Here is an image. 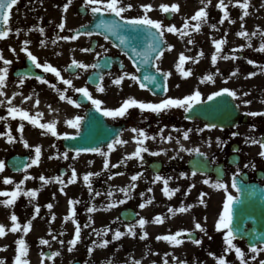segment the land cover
<instances>
[{
	"label": "rangeland",
	"instance_id": "1",
	"mask_svg": "<svg viewBox=\"0 0 264 264\" xmlns=\"http://www.w3.org/2000/svg\"><path fill=\"white\" fill-rule=\"evenodd\" d=\"M66 3H68V0H19L12 10L9 24L13 31L9 37L0 40V50H2L4 57L11 60L14 65L15 61L24 53L21 50L24 47L23 42L29 40V50L40 61L51 63L59 70L63 69L73 58L89 64V60L94 55L81 51V46L75 47L66 40L60 39V37L71 35L67 31L61 30L59 24L63 22L66 27L78 24L80 21L79 18H76V15H78L77 8L79 5H84V0H71L68 11L64 12V5ZM129 3L133 5V8L124 13L127 18L142 16L144 10L141 5L151 4L153 9L148 15L152 19L162 21L164 26L174 24L177 28H183L186 19L189 20L190 25L196 23V21L190 20L193 16L190 10L194 3H199L201 7H205V4H202L201 0H123L124 5ZM174 3L180 5V10L173 13V17L168 20L160 5H172ZM218 4L219 0L207 4L208 19L207 23L202 25L200 32H195L189 28L187 30L189 35L182 38L178 34L165 31L164 36L167 43L173 47L170 51L167 49L164 52V56L157 63L162 70L172 73L169 77L168 96L182 98L199 89L203 98H205L214 91L225 87L231 90H233V86L238 88L244 79L256 81L259 83L257 89L264 92V75L259 73L261 70H264V52H256L253 47V41L249 40L248 37H242L238 43H234L232 40V34L236 31L243 30L249 32L252 29L255 18L249 20L248 16H246L241 20L240 17L243 15L244 10L240 7L238 9H229L228 7L229 19L225 20L224 24H220L219 21L223 18L224 13L217 7ZM37 17H40L38 18L39 20L42 19L43 25L51 24V28L54 30L51 29L52 32L46 36H39L28 29L32 18L35 21ZM25 23L26 25H24ZM212 24L216 25L215 29L210 27ZM16 30H19L18 35ZM212 36H214L215 40L226 39L227 42L222 45L221 52L227 55L221 53L222 56L237 58H223L220 62L217 61L213 65L211 62V52L212 49H215V45L209 42ZM190 39L193 43H188ZM42 40L45 41L43 46L40 43ZM53 41H56V43H53ZM249 43L251 46H249ZM184 45H186L185 48ZM228 47L232 49L231 53L224 51ZM12 49H15V52ZM201 51H203L204 55L199 57L198 62L189 60L183 66L185 70L190 68L193 74L187 78L182 77L176 68L180 54L183 53L188 57L195 58L199 56ZM249 60L256 63L250 64L248 63ZM2 64L3 61H0V67H2ZM236 69H239L241 72L233 76L232 72ZM89 70L84 71L79 69L75 75H70V79L77 85L80 78L89 72ZM251 72H256L257 75L249 77V73ZM49 74L54 76L52 73ZM209 74L213 75L215 82L202 83L201 78ZM224 80H228L227 83ZM229 85L231 87H228ZM4 91L7 92V90ZM4 91V95H0V101H4L3 104H0V117H7V119L0 120V133H6L10 126L12 135L16 137V141L9 144L6 136H0V160H4L6 164V158L13 153H29L34 158L35 147L40 146L42 150L39 165H33L27 170V173L14 174L7 167L3 173H0V191H12L15 189V185L22 180L24 183L21 185V188L24 191L38 190V195L35 198L21 194L12 207H5L0 204V224H4L6 228L12 226L10 216L13 212L18 216L21 225L27 224L29 220L32 221L34 215L36 217L39 216L38 218L44 221L42 227L32 226L27 235H24L22 231L18 232L19 235L15 239V241L20 238L25 239L28 245L27 259L30 264H41L42 259L43 264H69L73 261H80L82 264H109V261H111V264H135L136 261H139L140 264H165V260H167V264H218V258L221 256L225 257L227 264H241L234 249L228 252L225 251L226 245L223 241V233L218 232L215 228L219 214L223 209L225 193L222 190H216L204 184L203 180L206 178L200 176L161 175L165 178H171L169 179L170 188H179V191L174 196L168 198L162 191L163 182L154 183L156 175L148 172L145 167V171L141 172L140 168L136 167L139 165L136 158L121 163L125 156L132 153L129 152L130 147L124 144L116 145L115 150L107 158L110 161L107 169L104 168L105 157L98 153L81 154L78 158L75 157V154L68 153L69 158L65 160L62 154L66 151L61 148L59 138L51 136L48 133L45 134L46 130L40 129L38 126L34 127L28 121H23L25 124L23 135L31 147L25 148L23 142L20 140V133L18 131L19 123H21L19 117L13 119L8 115V101L12 99V96L8 95V93L5 94ZM16 96L14 95V97ZM2 97L5 98L2 99ZM38 100L39 104L36 103L37 100L34 104V106L40 108L38 112L37 108L33 107L32 102L23 101L17 107L27 110L33 116H36L38 113L42 114V117H39L41 123L51 122L52 118L48 114V110L43 107L46 103L44 102L43 106L41 105L42 100H44L43 97H41V100ZM79 110L77 107H71L72 118L80 112ZM75 132L76 129L64 126L58 133ZM104 150L107 151V148ZM112 165H117V167H113ZM63 167L66 168V173L60 175V170ZM73 168L76 170L77 177L75 183H70ZM89 172L99 173V175L90 177L91 191L83 180L84 175ZM138 173H142V175L137 181L133 182L131 177ZM26 174L30 177L27 180L24 179ZM41 175L45 176L50 182L41 181L39 179ZM4 177L12 178L14 183L4 184ZM54 177L62 178L63 185L52 179ZM77 183L83 185L87 197L82 199L78 206H74L76 208V220L81 225V239L75 248L69 251V248L66 250L62 249L56 241L54 234L58 233L59 219L55 216V220H52L53 211L52 209H48L47 205L51 203L50 191L53 188L63 186L65 189ZM133 184L134 187L130 190L131 199H127L120 189ZM193 184L195 187L191 188L189 192L188 190ZM149 189H152V191H148ZM109 191L113 193L112 196L108 195ZM229 191L232 192L230 188ZM97 192L101 193V195L96 196L95 193ZM202 192L208 193L204 197L206 206L199 203V197ZM118 195L121 198L120 200H126V202L123 204L116 202L115 197ZM4 199L7 198L0 196V200ZM148 199H152L153 202L141 209L139 205ZM94 200L98 201V207L102 205L107 222L114 226L116 230L119 229L122 232H127V225H136L137 236L125 235L121 239L116 240L112 249L107 247L101 250L96 244L94 245V232L85 231V223L79 216L84 211L86 205ZM110 204H115L116 206L108 209V205ZM37 205L40 208L38 215L35 213ZM182 205L185 207L194 205V207L186 213L176 212L173 214L169 211L170 208L179 209ZM126 206L137 208L140 218L143 217L149 221L144 229L139 227L138 222L125 224L116 219L119 217L120 210ZM157 215L164 218L162 224L153 222ZM197 221L206 228V234L195 229V222ZM71 229L75 234V224H73ZM145 230L149 235L146 239H141L140 237ZM180 230L196 232L198 234L197 239L202 240V243L196 245L193 241L186 239L185 235L180 237L184 240V243L179 246H174L167 241L157 239L158 236L175 234ZM41 239L49 240V245L41 244ZM15 241L13 239L6 240L5 236L0 237V249H4L0 251V259H3L5 264H14V258L17 254L16 249L18 248ZM234 243L244 251L247 264H260L264 260V251L254 254L244 242L235 240ZM89 248H94L91 255H89ZM258 248L264 249V247ZM45 251H50L51 253L59 251L60 255L55 257L54 260L46 259L42 257V253H45ZM6 252L10 253V257L4 256ZM210 253H214L215 255H210ZM254 255L255 259H253ZM129 257L135 260L127 261Z\"/></svg>",
	"mask_w": 264,
	"mask_h": 264
},
{
	"label": "snow or ice",
	"instance_id": "2",
	"mask_svg": "<svg viewBox=\"0 0 264 264\" xmlns=\"http://www.w3.org/2000/svg\"><path fill=\"white\" fill-rule=\"evenodd\" d=\"M19 0H0V39H6L9 37L10 33L13 31L11 27L9 26L10 24V19L12 16V10L14 6L18 4ZM231 2V0H229ZM202 4H205V7H201L198 11L195 12V14L190 18L191 21H196L195 24L189 23V20L186 19L183 25V28H177L176 25H170V26H164L163 22L160 20H155L152 19L148 13L153 9V6L151 4L147 5H141V7L144 10V14L139 17H133V18H127L124 13L127 11L131 10L133 8L132 4H123V0H84V7L89 8L91 10L92 15L95 17L99 15L101 19L99 20V23L95 25V29L97 30L98 34H104V39H108V35L105 33H110L112 35H116L120 41V44L122 45H127L128 44V36L122 35L123 31H128V32H135L137 35L141 34H146L144 35V39L147 42L146 47H144L142 50L138 49L137 47H133L132 51L135 53L134 56H130L129 59L132 60V63L134 65H149L152 64L153 59L155 61H159L163 56H164V46L166 45V41L164 39V34L165 31L169 33H174L180 35L182 38L184 36H188L189 32L187 31L189 28H191L195 32H200L202 25L204 23H207L208 19V12L206 11L207 4L211 3V0H207V3H205V0H201ZM71 4V0H68V3L64 5V12L68 11V8ZM236 6L240 7L243 9V15L240 17L241 20L244 19V17L249 15L248 9L250 7L249 0H235ZM218 8H220L223 11V18L219 21L220 24H224L225 20L229 19V12H228V5L225 4V0H219V4L217 5ZM160 8L163 12L165 13H175L179 12L180 10V5L179 4H162L160 5ZM105 14H112L118 19H103ZM234 23V21H232ZM213 29L216 28L215 24L210 25ZM243 27V25H242ZM59 28L61 30H64L65 28V23H60ZM102 30V31H101ZM39 32L43 33L44 29L39 28ZM17 35L19 34V30H16ZM93 31H80L77 30L75 35L72 36H63L60 37V39L63 40H76L80 35H87L88 37H91L93 35ZM237 35L241 37H249V33L246 31H240L237 33ZM252 36L257 35L256 32H253L251 34ZM260 35L264 37V32H261ZM226 39H221V40H214L213 43L215 45L216 52L212 55L211 57V62L213 65L217 63V59L220 56V53L222 51V45L226 43ZM41 46L44 45L45 41H41ZM53 43H56V41H53ZM188 43H193V41L190 39ZM24 47L21 49L23 52L27 54L28 59L32 62V64L39 69H43L45 73H52L54 76L61 81L64 85H67L69 87L73 86V81L71 79H65L64 76L61 74V71L57 68L54 67L51 63L44 62L41 63L37 56L34 55L28 48V44H30L29 40H25L23 42ZM167 49L170 51L172 49V45L167 44ZM249 46L251 44L249 43ZM260 52H264V42L261 43L260 47L257 49ZM13 52H15V49H12ZM83 52H91L94 51L93 48L88 47V48H83L81 49ZM127 54V53H126ZM100 54L97 53V56ZM204 55L203 51L199 53L198 57H188L184 55L183 53L180 54L178 63L176 64L177 70L180 72L182 77L187 78L190 77L193 73L192 70L189 68L187 70L184 69V64L189 61L193 60V62H198L199 57H202ZM224 59H229V58H237V57H228L225 56L223 57ZM0 61H3L4 67L0 68V95H4L2 89L4 88L7 78H8V73H9V65L12 64L11 60H8L4 57L2 50H0ZM105 63H109V61H105ZM248 63L250 64H255V61L249 60ZM101 65L99 63H93V64H87L83 63L79 60H76L75 58L72 59L71 64L68 65L69 69L75 68V69H82L84 71H87L88 69H98L100 68ZM155 72L156 73H161L163 76V83H161L160 80H158L156 75H153L151 73L145 74L142 78L136 74L133 73H128L124 72L123 75L115 78L113 83L117 86L122 85L124 79L127 77L131 79L132 81H136L139 83V87L141 89L148 88L149 84H152L155 88H161L163 92L167 93L168 91V78L172 75L171 72H163L162 69L160 68L159 64L157 63L155 65ZM239 72V69H236L234 72H232V75L235 76ZM257 75L256 72H251L249 73V77ZM36 79L42 83V84H48L49 87L55 89L59 93V99L61 101H67L69 104L74 105L76 107H80V104L77 102V100L72 99L70 96L66 95L68 89H60L57 87L56 84L51 83L47 79H45L43 76H37ZM99 79L102 81L104 79L103 74L100 75ZM202 83H207V82H215L213 75L209 74L201 78ZM20 85H23L24 79L21 78L19 81ZM74 91L76 93H80L84 98H86L88 101L91 102V104L94 106L95 110L97 112L102 113L103 116L105 117H111L113 119L116 118H122L125 117L126 115L129 114V110L136 108L139 109L141 113L147 111L154 113L156 115H160L162 113H166L168 111H171L172 109H183L185 113H190L193 111L194 107L196 105L204 103V99L202 96V93L199 89H196L192 94L185 95L182 98L179 97H171V96H166L165 98L161 99L158 103L157 102H146L143 100L136 99L135 97H129L127 99H124L122 104L119 107L116 108H108V107H102L103 101L100 99H96L93 97L92 93L89 91V88L87 86L85 87H76L74 88ZM97 91L99 92H104L105 87L100 84L97 86ZM149 91H152V89H149ZM155 95L156 93L153 92ZM249 93H244V95H248ZM224 95L230 96L233 99L238 98V93L235 90H231L227 87L222 88L219 91H215L211 93L210 95L207 96V101H214L216 100L217 97H222ZM26 100L31 99V96L25 97ZM264 103V101H261ZM4 101H0V104H3ZM9 105H11V100L8 101ZM39 104V100L36 102ZM244 104H251L252 102L250 100H245L243 101ZM239 105H237L238 107ZM250 116H264V112L261 111H254V112H249L247 113ZM8 115L11 116L13 119H16L19 117L21 123H19L18 126V131L20 133V140L23 142V145L25 148H30L31 145L29 142L24 138V129H25V124L23 121H28L30 122L34 127H39L40 129L46 130L45 134L50 133L52 136H55L57 138H61V136L64 139H75L76 136H71L68 133H63L60 134L57 132V121H51L48 123H41L40 118L42 117V114L38 113L36 116L31 115L27 110L15 106H10L8 108ZM191 119V117H188ZM7 117H0V120H5ZM83 117L81 116H75L72 119L66 120V124L74 129L79 130L81 127ZM216 124H206L205 128H216ZM255 126H253L254 128ZM204 129H198L197 131H203ZM133 132L138 133L137 137H134L137 147L133 153L130 155L125 156L124 160L121 161V163H125L129 159L137 158L140 161L144 160L143 153H150L151 155H160L161 152L166 151V150H161V151H156V152H150V149L146 146V141L148 139H155V137H149V135L146 133L145 130L143 129H137L133 128ZM161 130V139L166 140L168 142H171L173 140V137L171 135H168L167 137H164L162 135ZM176 131H179V129H176ZM184 131L183 133V138L188 139L189 138V132ZM76 135H80L79 131H77ZM233 135H238V133H233ZM0 136H6L7 137V142L9 144L14 143L16 141V137L12 135L11 132V127L9 126L8 131L6 133H0ZM218 142H219V138ZM251 144H258L261 148V151L259 152V156L264 158V138L262 139H254V138H249ZM128 141L123 140L119 138V135L117 138L112 140V142L107 144V151L100 147H79L76 148L75 151V157L78 158L81 153H98L99 155L105 157V162H104V168L107 169L109 167L110 161L107 159L110 156V153L115 150L116 145H123L126 144ZM246 143L249 141L246 140ZM177 143L179 144L180 141L177 139ZM209 146H211V141L209 140ZM180 149L182 151H188V152H195L198 155H205L204 153L200 152L199 148L195 149H187L184 147L183 144H180ZM35 156L34 158L30 159L29 163L24 164L23 166V171L27 173V170L31 168L33 165H39L40 160H41V155H42V150L40 146L35 147ZM63 159L67 160L68 157V152H64L62 154ZM52 158V157H50ZM113 167H117V165H112ZM255 167L254 164L248 165L246 164L245 167ZM6 164L4 160H0V173H3L5 171ZM17 171H20L21 169L17 166L16 169ZM93 175H99V173H92L89 172L84 175L83 180L84 183L89 186V190L91 191V180L90 177ZM142 173H138L136 175H133L131 177V180L133 182L137 181ZM187 174L181 173V176H186ZM196 172H192V176H195ZM241 175L239 170L233 174L232 180H231V188L235 189L236 192H244L245 187L242 182L238 180V177ZM76 177L77 173L75 168L72 169V175H71V180L69 181L70 183H75L76 182ZM30 177L26 174L25 175V180L29 179ZM41 181L50 182L49 180L46 179L45 176L41 175L39 177ZM56 181H58L61 185H63V180L60 177H54L52 178ZM169 179L171 178H165L159 174H157L154 178V183L155 182H163V193L165 196L168 198H171L176 194V192L179 191V188H170L169 187ZM3 183L8 185V184H13L14 181L10 177H4ZM24 183V181H20V183H17L15 185V189L12 191H0V196L6 197L7 199L0 200V204L4 205L5 207H12L15 205L17 199L21 196V194L26 195L30 198H35L38 195V190H28L24 191L21 188V185ZM203 183L206 185H209L211 188L216 189V190H222L225 193V199L223 201V209L219 214L218 220L216 222L215 228L218 232L223 233V241L224 244L226 245L225 251H231L235 250V254L240 260L241 264H247L246 258H245V253L244 251L238 247L234 241L237 239V229L234 226V218L236 215V205L242 203V198L240 196L233 195L232 192L229 191V185L224 182L222 179L217 178L215 181H212L211 178H206L203 180ZM134 187L133 185H129L126 188H121L120 191L125 194V197L127 199H131L130 196V190ZM195 187V185H191L189 188V192L191 191V188ZM61 192H64L63 186L60 188ZM148 191H152V189H149ZM96 196H100L101 193L97 192L95 193ZM109 196H112L113 193L109 191L108 193ZM143 195V194H142ZM208 193H201L199 197V203L205 204V199L204 197L207 196ZM126 200H120L118 203L123 204L125 203ZM153 202L152 199L146 200L144 203H141L139 207L141 209L145 208L149 204ZM78 201L76 200H70L69 204L72 205L73 207L70 208L69 214L65 217V221L71 220L75 224V235L72 240H70L68 243L70 244L69 251H72L77 243L81 239V225L78 220H76V208L74 207ZM116 206L115 204H110L108 205V209L111 207ZM48 209H52L53 205L49 203L47 205ZM194 205H188V206H181L179 209H172L170 208L169 211L175 214L176 212L180 213H186L188 212ZM105 209V210H108ZM98 209L93 205L92 207H89L87 211L89 213H93L97 211ZM40 212V208L37 205L35 208V213L38 215ZM36 216L34 215L32 219L34 220ZM92 217L89 216V220L91 221ZM119 220V217L116 218ZM206 219V218H205ZM10 220L12 221V226L10 228H6L4 224H0V237H4L8 231L12 233H17V232H23L24 235H27L28 232L32 228V221L29 220L27 224L21 225L19 223V218L13 212L10 216ZM52 220H55V215L53 214ZM154 223L157 224H162L164 222V218L160 215H157L154 218ZM149 223V221L146 218L141 217L138 221V225L141 229H144L145 226ZM90 224L84 225V227H89ZM127 232H122L119 229L115 230L114 235H113V240H119L125 235H131L132 237L137 236V232L135 230L136 225H127ZM195 229L199 230L200 232H204L206 234L207 230L206 228L200 223V222H195ZM95 233L97 236H100L103 234L106 236L109 231H111L110 228H104L101 230H95ZM187 234L189 237H191V232L188 230H180L177 231L175 234H170V235H162L158 236V240H164L167 241L169 244L174 245V246H179L184 243V240L181 239L183 235ZM149 233L145 230L143 231L142 236L140 237L141 239H146L148 237ZM55 239V237H53ZM196 245H200L202 243V240L200 239H195L193 241ZM15 243L18 245V248L16 249L17 254L14 258V264H30L29 260L27 259L28 256V245L25 241V239L20 238L15 241ZM40 243L43 245H49V240L47 239H41ZM61 244L64 243V241H60ZM110 241L108 239H103L102 243H100L99 247L101 248H106L109 245ZM93 244L95 245L96 242L93 241ZM4 249H0L2 251ZM89 255L94 251V248H89ZM250 251L254 254H258L260 251H264V249L258 248L255 244L251 245ZM60 252H52L50 255L46 253H42V257L46 259H52L54 260L55 257L59 256ZM210 255H215L214 253H210ZM253 259H255V255L253 256ZM0 264H5V261L3 259H0ZM41 264H43V259L41 261ZM109 264H111V261H109ZM135 264H140L139 261H136ZM165 264H167V260H165ZM218 264H227V260L225 257L221 256L218 258ZM260 264H264V261H261Z\"/></svg>",
	"mask_w": 264,
	"mask_h": 264
},
{
	"label": "flooded vegetation",
	"instance_id": "3",
	"mask_svg": "<svg viewBox=\"0 0 264 264\" xmlns=\"http://www.w3.org/2000/svg\"><path fill=\"white\" fill-rule=\"evenodd\" d=\"M79 18V23L72 26L76 31L79 27L83 25L90 24L92 21L91 10H84L83 15L76 16ZM37 19L31 24L32 30H38L39 28H44L38 26L36 23ZM75 23V22H74ZM70 27V28H72ZM66 28V27H65ZM82 40H78L77 44H81V47L88 48L91 47L94 51L90 53H95L94 61H97L103 56H114L113 66L107 73H103L104 79L101 81L105 87L104 92H96L97 99L102 100L104 103L102 107L116 108L119 107L124 99L129 97H135L136 99L143 100L146 102H159L163 98H158L150 93L146 89H141L139 83L132 81L129 78H125L122 85L117 86L113 83L115 78L123 75L124 72L133 73L138 75L136 68L134 67L132 61L116 49L112 43L108 40H105L101 36L88 37L87 35L81 36ZM97 53L100 55L97 56ZM9 60V59H8ZM28 62H32L28 59L27 54L20 56L18 60L15 61V64L9 65V73L4 86V90H7L5 94L12 96L11 104L14 100L20 99L19 103L33 102L37 97H43L44 101L47 104L48 109L52 112L53 118L57 121V127L59 128L58 132L66 126V120L72 119L71 107L74 105L69 104L66 100L61 101L59 99V93L49 87L48 84L40 83L36 77H27V76H16L15 71L19 68H26ZM4 67V64L1 65ZM0 67V68H2ZM38 72H41V76L45 79L57 85L60 89L67 88L68 91L66 95L70 96L74 100H79L80 93H76L74 88L76 87H85L89 89H97V86H91L88 83L87 74L84 79H80L78 84H74L72 87L64 85L54 76L45 73L43 69L36 68ZM65 79H70V76L67 73H61ZM24 79L23 85H20V79ZM228 80H224L227 83ZM99 84V85H100ZM254 80H242L241 85L237 88L232 87L238 93V98L234 99L236 106L239 105V117L236 120L234 126H217L216 128H205L207 123L199 120H188L185 117V111L183 109H172L166 113L156 115L151 112L141 113L139 109L133 108L129 110V114L122 118L113 119L111 117H106L107 120L112 125L120 126L121 133L119 138L128 141L126 146L130 147L129 152H134L137 144L134 137L138 136V133L133 132V128L143 129L149 135V137H155V139H148L146 141V146L150 149V152H156L161 150H166L161 152L160 155H151L150 153H143L144 160L139 162L137 168H140L141 172H144L147 169L150 172L149 165L153 161H160L161 171L158 174H168L170 176H181V173L187 174L186 177H206L211 178L212 181H215L218 177H223V181L229 185L231 188V180L234 173L238 170L241 175L238 177V180L244 185L250 183H256L258 185L264 186V158L259 156L261 148L258 144H251L249 138L262 139L264 137V116H250L247 113L254 111L264 112V92L258 90V85ZM228 87H231L230 85ZM12 90V91H11ZM96 91V90H95ZM244 93H249L244 95ZM17 95L14 97V95ZM31 96V99L26 100L25 97ZM250 100L251 104H244L243 101ZM79 103V102H78ZM92 104L88 106L77 107L80 109L78 116L85 117L87 109ZM76 108V107H75ZM76 115V116H77ZM75 117V116H74ZM253 126H255L253 128ZM179 129V131H176ZM198 129H204L202 132L197 131ZM161 130L162 135L167 137L171 135L173 140L168 142L161 139ZM189 132V138L184 139V131ZM233 133H238V135H233ZM69 134V133H68ZM219 138V142L218 139ZM179 139L180 143H177ZM209 140L211 141V146H209ZM249 142L246 143L245 141ZM180 144H183L187 149L199 148L200 152L205 154L208 162V168L210 171L206 174H196L192 176V171L188 167L189 160L196 154L195 152L182 151L180 149ZM135 160V159H134ZM254 164L255 167H245V165ZM139 171V169H138ZM234 193L236 192L235 189Z\"/></svg>",
	"mask_w": 264,
	"mask_h": 264
},
{
	"label": "water",
	"instance_id": "4",
	"mask_svg": "<svg viewBox=\"0 0 264 264\" xmlns=\"http://www.w3.org/2000/svg\"><path fill=\"white\" fill-rule=\"evenodd\" d=\"M168 18L171 17V13L167 14ZM103 19H118L114 15L105 14ZM101 17L99 15L95 16V20L91 26L88 28H83L82 31H93L97 33L95 25L99 23ZM102 31V30H101ZM108 38L123 52L127 55L134 56L135 53L132 51L133 47L138 49H143L146 47L147 42L144 39V35H137L135 32L123 31L122 35L128 36V44L122 45L116 35L110 33H105ZM104 35V34H102ZM166 46V45H165ZM164 46V49H165ZM139 70V76L142 78L145 74L151 73L156 75L158 80L163 83V76L161 73L155 72V59H153L152 64L149 65H136ZM148 89H152L158 95H164L165 92L161 88H155L152 84L148 85ZM226 105V109L222 105ZM193 115L199 114L200 117L207 121L217 120L226 121L232 119L236 116V110L233 105L223 98L217 97L214 101H209L203 106H198L193 109ZM219 120V121H218ZM118 133V129L109 126L103 116L92 109L89 111L87 118L83 122V130L80 135L76 136L75 139H66L65 145L73 150L79 147H102L103 145L109 143L113 137ZM200 159H195L193 161L194 165L200 163ZM28 163L27 156H14L8 161V166L14 172H20L23 170L24 164ZM21 170H15L16 167ZM239 196L242 198V203L236 205V215L234 218V226L237 229L238 235L237 239H245L249 247L255 244H264V188L258 187L256 185L245 186V191L240 192ZM136 214L131 210H125L122 213V217L125 220L134 219ZM196 235L192 234L191 239H195ZM73 264H80L75 262Z\"/></svg>",
	"mask_w": 264,
	"mask_h": 264
},
{
	"label": "bare ground",
	"instance_id": "5",
	"mask_svg": "<svg viewBox=\"0 0 264 264\" xmlns=\"http://www.w3.org/2000/svg\"><path fill=\"white\" fill-rule=\"evenodd\" d=\"M214 1H216V0H211V3ZM205 2L207 3V0H205ZM241 2H243V0H241ZM225 3L228 5L229 9H238L239 8L238 6H236L235 0H231V2H229V0H225ZM249 3H250V7H249V11H248L249 15L247 18L249 20H252L253 18H255V21L253 22L252 29L249 32H247V33H249L248 39L253 40L254 49L257 50L260 47L261 43L264 42V37H262L260 35L261 32H264V0H249ZM200 7H201V5L199 3H194L191 10H190L191 13H193L192 15H194L195 12L200 9ZM240 31H236L232 34L233 35L232 40L234 43H238L240 41V39L242 38L241 36L237 35V33ZM253 32H256L257 35L252 36L251 34ZM214 40H215V38H214V36H212V37H210L209 42L212 43V45H213ZM185 47H186V45H184V48ZM187 49H189V48L187 47ZM215 52H216V50L212 49L211 57ZM221 53L217 59L218 62H220L221 59H223L224 55H227L226 53L225 54L222 53V54H224L222 56ZM240 72L241 71H239L237 73V75L240 74ZM259 73L264 75V70H261ZM60 187L56 186L55 189L53 188L50 191L51 192L50 193V201H51V204L53 205L52 214H54L56 216V218L59 219V228L57 231L58 233L54 234V236L56 237V241L59 243V245L62 247V249L66 250V249L71 247L68 242L70 240H72L74 238V235H75L71 229V227L73 226L74 223L71 220H69L67 222L65 221V217L69 214L70 206H72L69 204V201L70 200L78 201V203L75 205V207H76L79 205V203H81L82 199L87 197V194L85 193V188L83 187V185L81 183H77L76 185H72L70 187L65 188L64 192L60 191ZM120 199L121 198L119 195L115 197L116 202H119ZM98 204H99L98 201H95V200L92 202H89L86 205L84 211H82L79 216H80V218L83 219L85 225L90 224L89 227H85V231L86 232H90V231L94 232L93 233V241L96 242V245L99 247V245H100V243H102L103 239H108L110 241V243L107 247H109V249H112L113 245L116 242V240L112 239L116 229L109 222H107L105 215H104V208L102 207V205H101V207H98L99 206ZM93 205L96 208L98 207L97 208L98 210L93 212V213H89L87 211V209L89 207H92ZM89 216L92 217L91 221L89 220ZM38 217H36L34 220H32V226L33 227H42L43 226L44 221ZM104 228H110L111 231H109L106 236H104L103 234H101L100 236H97L94 229L95 230H101ZM18 235H19L18 232L12 233V232L8 231L7 234L5 235V239L6 240L13 239V241H15V239ZM60 241H64V243L61 244ZM16 246L18 247V245H16ZM99 248L101 250L105 249V248H101V247H99ZM4 256L10 257V253L6 252L4 254ZM133 260H135V259H133L131 257H129V259H127V261H133Z\"/></svg>",
	"mask_w": 264,
	"mask_h": 264
}]
</instances>
